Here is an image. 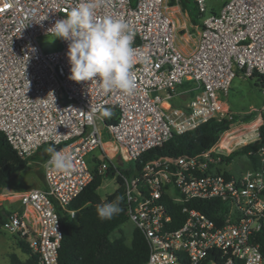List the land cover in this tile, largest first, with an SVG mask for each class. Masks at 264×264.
Returning a JSON list of instances; mask_svg holds the SVG:
<instances>
[{"label": "built area", "instance_id": "1", "mask_svg": "<svg viewBox=\"0 0 264 264\" xmlns=\"http://www.w3.org/2000/svg\"><path fill=\"white\" fill-rule=\"evenodd\" d=\"M169 1L98 0V16L122 17L129 24L137 52L133 92L105 94L96 80L69 78L68 42L60 38L54 51L38 43L78 0H0V132L22 158L45 145L73 158L72 170L57 172L47 166L49 156L43 163L45 188L17 194L16 209L2 226L28 243L39 264H58L57 209L68 210L92 180L86 158L103 146V129L121 161L136 165L173 134L231 118L225 98L238 69L247 78L264 74V0H226L206 16V0H190L203 26L189 50L179 45L173 14L179 0L173 6ZM187 81L198 91L172 106L176 89ZM261 94L264 99V86ZM98 106L117 112L114 124L97 127ZM262 110L264 102L248 112L258 113L251 134L231 127L213 146L192 155L155 154L124 172L113 164L123 183L127 220L148 245L141 264H180L183 258L190 264H264V146L248 151L257 161L243 173H231V162L224 160L259 138ZM248 155L238 156L249 161ZM106 168L102 163L98 172ZM193 200L218 201L215 218L192 206ZM167 201L180 206L178 213ZM68 212L75 217L74 210Z\"/></svg>", "mask_w": 264, "mask_h": 264}, {"label": "trees", "instance_id": "2", "mask_svg": "<svg viewBox=\"0 0 264 264\" xmlns=\"http://www.w3.org/2000/svg\"><path fill=\"white\" fill-rule=\"evenodd\" d=\"M189 2L190 0H179L178 5L182 11L188 12L189 18L195 26L202 27L201 15L198 12L194 15L190 14L188 9ZM176 3L174 0L169 1V5L171 6ZM216 11L211 10L212 13ZM252 77L256 78V83L261 91V88L264 86V74H254ZM198 89L192 81L184 82L178 87V91L182 92L187 98L194 96ZM171 105L177 106L174 100H171ZM110 109L113 112V116L111 118L103 117L106 125L114 124L117 119V112L112 108ZM255 114L256 112H250L242 116L241 114L234 113L231 115V118L210 119L192 131L181 135L173 134L161 147L144 153L140 161L136 162L137 166H135L140 168L144 162L154 157L155 154L175 157L179 155H192L206 150L219 140L222 133L228 131L234 125L251 121ZM260 117L262 123L258 127L259 138L224 156L226 162H231L238 155H248V151H254L256 148L264 146V110L260 112ZM49 147L51 146H43L31 158H22L11 148L4 134L0 132V194L2 193L1 186L3 182L13 174L25 170L29 166L30 159L37 156L41 162H45L50 156L47 151ZM39 153H42L41 156H39ZM248 157L250 164L255 165L257 157L253 155H248ZM107 160L104 154L94 158L95 167L91 169L93 174L92 180L68 205V210L76 212L75 217L72 218L68 210L57 209L62 231V239L58 249V264H141L148 257L147 242L143 233L138 228H133L128 240L124 234H120L115 238L111 237V233L128 220L123 183L120 176L117 175L116 169L112 164H108L104 173L98 172L97 166L107 163ZM117 170L123 171L119 170L118 167ZM225 174L228 175L227 172ZM105 177H115L117 188L114 192L101 198L98 189ZM117 197L122 198L120 201L122 211L111 220H101L97 215L96 206L104 202H114ZM191 203L192 206L211 218H215L216 209L220 206L216 200H193ZM167 205L174 210V214L178 213L179 205H175L169 201H167ZM15 209V204L8 203L4 205L0 203V234L4 232L2 226L6 216ZM177 226L176 224L174 225V227ZM13 238H15L17 248L26 257L22 259L16 252H10L6 254L7 264H39L37 255L29 248L28 243L16 235ZM261 243V248H264V239ZM179 263L190 264L184 258ZM205 263L206 261L201 264Z\"/></svg>", "mask_w": 264, "mask_h": 264}, {"label": "clouds", "instance_id": "3", "mask_svg": "<svg viewBox=\"0 0 264 264\" xmlns=\"http://www.w3.org/2000/svg\"><path fill=\"white\" fill-rule=\"evenodd\" d=\"M98 0H78L63 18L55 21L51 29L54 38L68 42L67 57L70 64L69 78L80 81L96 80L107 94L121 91L131 94L135 88L132 68L137 52L133 47L135 33L121 18L98 16ZM94 114L111 118L110 108L98 106ZM50 158L47 166L57 172H67L73 168L70 154L53 147L47 149ZM121 197L114 202H104L96 206L101 220H111L122 211Z\"/></svg>", "mask_w": 264, "mask_h": 264}, {"label": "rangeland", "instance_id": "4", "mask_svg": "<svg viewBox=\"0 0 264 264\" xmlns=\"http://www.w3.org/2000/svg\"><path fill=\"white\" fill-rule=\"evenodd\" d=\"M226 0H206L207 11L204 13V16L210 14L211 10H218L219 7L225 2ZM188 9L191 15L197 13L196 5L193 1L188 3ZM188 13V12H187ZM175 22L177 24V35L179 39V43L183 46L193 45L197 39V31L200 28L199 26H195L188 15H185L184 12L179 8L176 11L173 10ZM38 43L42 47L44 51H54L60 48V38H54L52 35H46L38 38ZM177 96H182L179 100L187 99L184 94H180ZM227 98L230 99L233 103V107L236 109H248L250 106L259 107L263 102L264 99L262 97L261 91L259 86L256 83V78H247L243 77L242 70H237L236 76L232 81V85L227 93ZM178 101V100H177ZM245 111V110H243ZM255 111H252L254 113ZM241 114L242 116L248 114L247 112L237 113ZM258 113L254 115L251 121L247 123H240L237 126H232L235 133H246L251 134L253 132V128L257 122ZM259 124V123H258ZM96 125L99 129L103 128V117L99 114L96 119ZM247 127V128H246ZM44 147H48L45 145ZM107 151L110 155L115 152V148L111 144H105ZM94 153V152H93ZM42 153H39L41 156ZM96 154L99 155L98 151ZM94 155V154H93ZM94 155L88 158V166L90 169L95 167L94 163ZM107 165H117L119 170H127L128 168H135V161H121L119 156V152L116 153L115 157L111 158V161L107 157ZM43 163L41 162L38 157H35L29 162V166L20 172L13 174L7 180H5L1 186L2 193L7 194H0V203L4 205L11 203L16 200V195L19 193L26 192L31 189L40 188L43 181ZM251 164L250 162L242 156H237L232 159L230 164V172L233 174L243 173L246 170L250 169ZM99 168V165L97 166ZM105 172V171H104ZM103 172V173H104ZM117 188V184L115 182V177H105L102 181L101 186L98 189V193L101 198H104L107 194H110L115 191ZM17 206V205H16ZM135 226L130 222L127 221L118 229L114 230L111 233V237L115 238L120 234H124L126 239L130 238L131 232ZM14 235H9L5 231L0 234V264H7L6 262V254L10 252H16L22 259L26 256L17 248L15 243Z\"/></svg>", "mask_w": 264, "mask_h": 264}, {"label": "crops", "instance_id": "5", "mask_svg": "<svg viewBox=\"0 0 264 264\" xmlns=\"http://www.w3.org/2000/svg\"><path fill=\"white\" fill-rule=\"evenodd\" d=\"M177 9H175L174 11H176ZM178 12H179V8H178ZM184 12V14L185 15H188V13L186 12V11H183ZM189 16V15H188ZM198 32V31H197ZM179 45H180V47L182 48V49H185V50H189L190 48H191V45H187V46H183V45H181L180 43H179ZM179 87V86H178ZM180 94H182V92H180V91H178V88L176 89V95H175V98H173L172 100H174L175 102H176V104H177V106H180V105H183L185 102H187L190 98H187L186 100L185 99H182V100H179V98L180 97H182V96H177V95H180ZM263 97V96H262ZM226 101H227V103H228V105H229V109H230V111L232 112V114H234V113H242V112H249L250 110H252V109H254V108H260L261 106H262V104L259 106V107H256V106H250L248 109H244V108H241V109H236V108H234L233 107V103H232V101H230V99L229 98H227V96H226ZM178 100V101H177ZM243 110H245V111H243ZM103 131H104V134H103V146L102 147H99V148H97V149H95L94 151H92V152H90L88 155H87V158H86V160H87V163H88V158H90L91 156L93 157L94 155H96V157H100L102 154H104L105 156H108V157H110V158H113V157H115V155H116V153L114 152L112 155H110V154H108V151H107V148L104 146V144L105 143H110V144H112L114 147H115V144L110 140V137H109V135L107 134V132L103 129ZM96 151H98V153H99V155H97L96 154ZM94 152V153H93ZM37 154V153H36ZM36 154H34V155H36ZM94 154V155H93ZM33 155V156H34ZM35 157H37V156H35ZM34 157V158H35ZM33 158V159H34ZM95 158V157H94ZM32 159H30V161H31ZM41 189H44L45 188V183H44V179H43V181H42V185H41V187H40ZM2 194H7V193H2Z\"/></svg>", "mask_w": 264, "mask_h": 264}, {"label": "bare ground", "instance_id": "6", "mask_svg": "<svg viewBox=\"0 0 264 264\" xmlns=\"http://www.w3.org/2000/svg\"><path fill=\"white\" fill-rule=\"evenodd\" d=\"M246 128H247V127H246ZM230 138H232V137H230ZM230 138H229V139H230ZM220 143H221L223 146L227 147V145H226L225 142L221 141ZM105 144H108V143H105ZM105 144H104V146H105ZM109 144H110V143H109ZM111 145H112V144H111ZM112 146H113V145H112ZM113 147H114V146H113ZM114 148H115V147H114ZM227 148H228V147H227ZM108 154H109V153H108Z\"/></svg>", "mask_w": 264, "mask_h": 264}]
</instances>
